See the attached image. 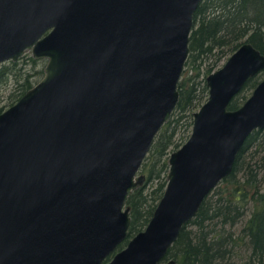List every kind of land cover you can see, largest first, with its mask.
Listing matches in <instances>:
<instances>
[{
	"label": "water",
	"instance_id": "1",
	"mask_svg": "<svg viewBox=\"0 0 264 264\" xmlns=\"http://www.w3.org/2000/svg\"><path fill=\"white\" fill-rule=\"evenodd\" d=\"M202 0H0V63L26 49L42 77L0 112V264H179L168 248L264 127V69L249 41L207 74L206 100L170 151L166 184L128 238L126 200L178 101ZM120 247V248H119Z\"/></svg>",
	"mask_w": 264,
	"mask_h": 264
},
{
	"label": "trees",
	"instance_id": "2",
	"mask_svg": "<svg viewBox=\"0 0 264 264\" xmlns=\"http://www.w3.org/2000/svg\"><path fill=\"white\" fill-rule=\"evenodd\" d=\"M244 41L264 54V0L200 2L193 17L185 70L177 85L178 101L141 163L145 181L126 200L131 217L128 237L145 227L163 194L169 153L187 139L193 112L208 96L207 74ZM205 59L210 60L204 63ZM31 60L35 64L39 61ZM18 70L17 61L0 64V84L9 75L23 77L9 105L37 82L30 79L36 70ZM261 78L260 72L249 77L228 107H238ZM3 109L0 105V112ZM263 133L264 127L250 132L235 157L232 171L203 199L163 261L172 258L179 264H264Z\"/></svg>",
	"mask_w": 264,
	"mask_h": 264
},
{
	"label": "rangeland",
	"instance_id": "3",
	"mask_svg": "<svg viewBox=\"0 0 264 264\" xmlns=\"http://www.w3.org/2000/svg\"><path fill=\"white\" fill-rule=\"evenodd\" d=\"M31 58H34L31 55V51L26 49L24 51V53L16 60L18 62V67H19L18 73H19V71L25 72V70H28V72H30L32 70H36V72L30 77V79H31V81H38L43 75V68H44L45 63H46V58H34V59L39 60L36 64L31 60ZM212 58L213 57L211 56V59ZM209 60L210 59H205V60H203V62L205 63ZM225 60L226 59L224 57L221 58L219 61L220 64L218 67H220L224 63ZM6 62H8V61H6ZM184 68H185V66H184ZM183 70H185V69H183ZM187 73L189 74L191 72L187 71ZM260 74L262 77L264 76V69L261 70ZM22 79H23V77L18 76V75H9L8 78L6 79V81L0 84V105H2L4 107V109L9 106L8 103L11 101V99H14L16 93L19 90V84H20V82H22ZM250 93H251V90H249L248 95ZM138 173H142L141 168H139ZM128 238H130V237H127L126 241ZM126 241H125L124 245L126 244ZM124 245H122L121 248L124 247ZM162 262H165V261H162Z\"/></svg>",
	"mask_w": 264,
	"mask_h": 264
},
{
	"label": "flooded vegetation",
	"instance_id": "4",
	"mask_svg": "<svg viewBox=\"0 0 264 264\" xmlns=\"http://www.w3.org/2000/svg\"><path fill=\"white\" fill-rule=\"evenodd\" d=\"M259 72H261V71H259ZM259 72H258V73H259ZM258 73H256V74H258ZM253 76H254V75H253ZM245 82H246V81H245ZM258 82H259V81H258ZM242 87H243V86H242ZM240 90H241V89H240ZM252 90H253V89H252ZM252 90H251V91H252ZM249 95H250V94H249ZM249 95H248V96H249ZM248 96H247V97H248ZM247 97H246V98H247ZM3 110H4V109H3ZM131 237H132V236H131Z\"/></svg>",
	"mask_w": 264,
	"mask_h": 264
}]
</instances>
